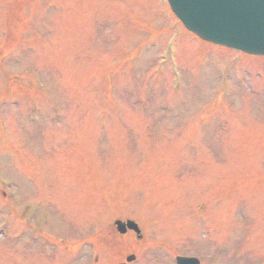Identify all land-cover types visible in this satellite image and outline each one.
<instances>
[{"label":"rangeland","instance_id":"obj_1","mask_svg":"<svg viewBox=\"0 0 264 264\" xmlns=\"http://www.w3.org/2000/svg\"><path fill=\"white\" fill-rule=\"evenodd\" d=\"M1 122L0 264H264V57L166 0H0Z\"/></svg>","mask_w":264,"mask_h":264},{"label":"water","instance_id":"obj_2","mask_svg":"<svg viewBox=\"0 0 264 264\" xmlns=\"http://www.w3.org/2000/svg\"><path fill=\"white\" fill-rule=\"evenodd\" d=\"M187 28L202 38L253 54H264V0H169ZM139 232L134 221H120ZM178 264H199L195 258L178 257Z\"/></svg>","mask_w":264,"mask_h":264}]
</instances>
